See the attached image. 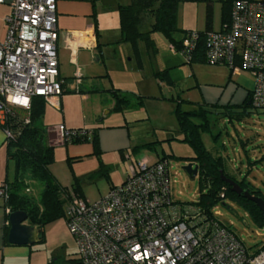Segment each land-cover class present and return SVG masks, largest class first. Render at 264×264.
I'll return each mask as SVG.
<instances>
[{
    "label": "rangeland",
    "instance_id": "obj_1",
    "mask_svg": "<svg viewBox=\"0 0 264 264\" xmlns=\"http://www.w3.org/2000/svg\"><path fill=\"white\" fill-rule=\"evenodd\" d=\"M113 1L128 3V0ZM210 1L213 25L217 27L228 0ZM106 8L109 12L106 25L112 29L113 18L118 22L113 13L116 9L110 5ZM205 12V1L179 0L176 14L179 31L175 37L204 28ZM152 37L157 52L143 41L136 46L126 43L128 54L106 59L108 74L97 73L92 84L84 83L86 99L82 100L74 92V85H70L62 96L63 113L46 108L45 127L63 124L69 132L87 131L97 140L94 148L91 140L61 143L56 131L50 134V143L55 146L49 168L57 184L71 189L76 183L81 198L94 202L126 179L130 164L135 165L143 157L155 160L166 156L174 181V198L197 204L199 177L190 180L182 169L191 162L194 150L180 128L177 112L196 113L204 109L211 121V132H200L203 146L213 156L222 157L229 176L248 184L264 198V108L246 105L247 88L229 67L204 61L189 64L181 54L173 56L162 33H152ZM167 58H175L172 60L180 61L179 66L183 67L171 73L175 84L159 82L152 72L153 67L164 64ZM240 74L244 81L252 80L249 71L241 70ZM191 121L201 123L196 116ZM12 172L13 163L9 165L10 177ZM29 186L27 195L38 201L42 185L32 182ZM223 202L224 205L214 207L222 223L230 226L248 247L264 242V226L253 219L242 202L229 197ZM42 230V242L34 245L41 256L55 260V264H80L65 215L45 224Z\"/></svg>",
    "mask_w": 264,
    "mask_h": 264
},
{
    "label": "built area",
    "instance_id": "obj_2",
    "mask_svg": "<svg viewBox=\"0 0 264 264\" xmlns=\"http://www.w3.org/2000/svg\"><path fill=\"white\" fill-rule=\"evenodd\" d=\"M57 1L0 0L11 6L0 41V124L7 140L13 136L5 122L13 109L28 110L34 96L56 105L63 92ZM201 39L206 63L225 65L233 74L251 73L250 103L264 108V0L235 1L229 25L207 31L203 38L198 31H187L179 48H169L188 63ZM74 79L78 90V68ZM55 131L61 143L88 134L69 132L63 124ZM173 182L168 159L151 162L143 157L129 165L120 185L97 201L70 193L63 209L81 264H264V242L248 247L222 223L218 210L209 214L198 203L174 198ZM8 193V182H1L5 203ZM5 211L10 213L8 207Z\"/></svg>",
    "mask_w": 264,
    "mask_h": 264
},
{
    "label": "trees",
    "instance_id": "obj_3",
    "mask_svg": "<svg viewBox=\"0 0 264 264\" xmlns=\"http://www.w3.org/2000/svg\"><path fill=\"white\" fill-rule=\"evenodd\" d=\"M184 1L206 2L205 28L203 31H198L201 34V38H203L207 31L212 30L211 1ZM235 1L237 0L227 1V6L221 15V28L229 25L231 8ZM178 2L179 0H128L127 4L118 3L117 13L121 41L133 46H136L138 41H143L156 52L155 42L151 35L152 33L159 32L166 37L169 44H173L176 48H179L181 38L176 39L175 37V33L179 31L176 24ZM204 51V42L201 39L195 54L188 63L205 62ZM153 75L159 82L173 83L168 69L155 71ZM121 100L126 102L124 99ZM245 102L246 105H251L250 92H248ZM44 107L45 100L40 96H34L31 98L28 110H23L25 112L22 114L16 110L17 108L13 109L5 122V126L9 128L13 136L7 140V144L8 160L14 166L13 181H6L9 185V193L5 207H8L10 212L24 211L27 214L28 224L41 229L45 224L58 219L62 215L64 216L63 206L65 198L70 193L82 197L76 183L72 184L71 189L61 187L57 184L50 171L49 167L53 162L54 147L48 142L47 129L38 123L44 114ZM192 116L198 117L201 123H193L191 121ZM25 119H28L29 122L26 123ZM177 119L181 130L186 136V140L194 150V157L191 162L198 165L197 176L201 185L200 200L198 201L200 209L210 214L212 208L219 204L224 205V199L229 197L242 202L251 213L253 219L261 226H264V213L259 210L254 202L245 199L242 194L237 195L232 192L230 185L221 179L220 171L226 177L237 182L242 190H247L255 196L259 195L253 192L248 184H245L243 181H237L229 176L224 170L222 157L213 156L201 142L200 132H211V121L208 119V112L204 111V109L196 113L178 111ZM88 140H91L94 148L97 147L95 135L90 137L89 134H86L71 138L73 142ZM160 159L168 158L161 156ZM32 182L42 185L40 198L36 202L32 197L27 195L30 192L29 185ZM25 189H29V191L26 192ZM40 236L42 242V232ZM78 261L81 264L79 259ZM49 264L55 263L49 262Z\"/></svg>",
    "mask_w": 264,
    "mask_h": 264
},
{
    "label": "crops",
    "instance_id": "obj_4",
    "mask_svg": "<svg viewBox=\"0 0 264 264\" xmlns=\"http://www.w3.org/2000/svg\"><path fill=\"white\" fill-rule=\"evenodd\" d=\"M109 5L111 9L115 6L116 11H113V13H115V19H118V13H116L118 4L113 0L57 1L56 15L57 29L59 33L57 60L59 77L64 81L63 92L57 100L56 105H51L45 102L44 114L38 121L39 125L44 126L43 119L45 117L46 108H50L58 113H63L62 96L65 89H68L70 85H74V92L79 93L82 100L86 99L87 94L84 93L82 89L84 83L92 84L93 76L97 73L102 72L104 74H108L109 71L106 59H117L122 53L128 54L127 44L121 41L119 19L118 22H116L113 18V22H111L110 17V22L113 26L112 29L106 25L108 24L107 13H109L107 12L106 7ZM10 12L11 6L8 2L0 3V41L4 40L6 34V24L4 18L9 15ZM204 28H199L197 31H203ZM220 28L221 23L217 27H214L212 23L213 30H219ZM181 36L176 37V39H180ZM157 51L156 47V52ZM176 54L177 53H173V56H178ZM172 59L175 58H167L164 64L159 66L157 64V66L152 68V72L154 73L158 70L168 69L171 76L172 72L183 69L182 66H179L180 61H173ZM77 68L81 73V81L78 85V90L76 89V85L74 83V73ZM235 75L239 76V83L242 86H245L248 92H251L253 79L250 82H246L243 80L240 72L235 73ZM173 83L175 84L174 79ZM23 112L21 113L23 114ZM56 126L54 128L44 126L47 129L49 144H51L50 134L55 132ZM52 146L54 147L55 145ZM159 159L160 157H157L155 160H149L151 162H155ZM11 163L12 162L8 160V144L4 127L0 124V183L7 180L13 181L14 166L12 176H9V165ZM5 208L4 200L0 198V264H41L42 261L44 264L45 262L46 264H49V262L55 263V260L50 259V261H48L49 258L41 256L40 250L34 246L36 243H40L41 241L30 245L10 244L7 241L9 222L8 214L6 213ZM26 223L28 224V222Z\"/></svg>",
    "mask_w": 264,
    "mask_h": 264
},
{
    "label": "water",
    "instance_id": "obj_5",
    "mask_svg": "<svg viewBox=\"0 0 264 264\" xmlns=\"http://www.w3.org/2000/svg\"><path fill=\"white\" fill-rule=\"evenodd\" d=\"M185 174L190 180H194L198 175V165L194 162H188L182 167ZM221 179L230 185L231 191L237 195H243V197L249 201L254 202L259 210L264 213V198L250 194L247 190H242L237 182L226 177L222 171H220ZM9 230L7 234V241L10 244L17 245H30L35 242L41 241L40 233L42 229L30 224H27V214L24 211H13L8 215ZM246 224V222H243Z\"/></svg>",
    "mask_w": 264,
    "mask_h": 264
}]
</instances>
